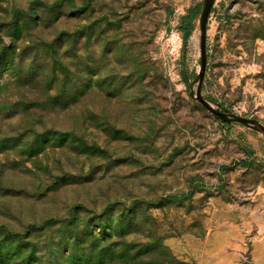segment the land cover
I'll return each instance as SVG.
<instances>
[{"label": "rangeland", "instance_id": "1", "mask_svg": "<svg viewBox=\"0 0 264 264\" xmlns=\"http://www.w3.org/2000/svg\"><path fill=\"white\" fill-rule=\"evenodd\" d=\"M202 1L0 0V264H195L215 227L260 216L264 136L182 76ZM213 7L203 92L264 123V0Z\"/></svg>", "mask_w": 264, "mask_h": 264}, {"label": "crops", "instance_id": "2", "mask_svg": "<svg viewBox=\"0 0 264 264\" xmlns=\"http://www.w3.org/2000/svg\"><path fill=\"white\" fill-rule=\"evenodd\" d=\"M252 219L227 221L209 232L205 240L195 246V264H241L240 251L245 238L253 242L254 263L259 264L264 249V209L254 210Z\"/></svg>", "mask_w": 264, "mask_h": 264}, {"label": "water", "instance_id": "3", "mask_svg": "<svg viewBox=\"0 0 264 264\" xmlns=\"http://www.w3.org/2000/svg\"><path fill=\"white\" fill-rule=\"evenodd\" d=\"M215 1L216 0H203L201 4L198 18L200 62L194 79H191L190 70L188 68L185 69L189 78V95L193 100L201 104L218 119L225 122L238 123L247 126L260 132L264 136V123L261 120L255 117H248L225 108L221 106L220 103L210 100L203 92V84L208 66V25ZM182 61H185L184 52L182 54Z\"/></svg>", "mask_w": 264, "mask_h": 264}, {"label": "trees", "instance_id": "4", "mask_svg": "<svg viewBox=\"0 0 264 264\" xmlns=\"http://www.w3.org/2000/svg\"><path fill=\"white\" fill-rule=\"evenodd\" d=\"M202 4V3H201ZM201 4L194 7V8H191L187 14H185L182 18H181V29L183 31V40H184V48L186 49V45H187V41H188V38L190 37V35L192 34L193 30L196 28V25L194 23L195 19L199 17V13H200V9H201ZM214 7L212 8V12L214 11ZM224 17L223 19H227L226 21H229L228 19L230 18V15H229V11L228 9L225 10L224 12ZM209 47H208V51H209ZM210 56L209 52H208V57ZM183 63V62H182ZM182 76H183V79L184 81L186 82V84L188 85L189 84V78L187 76V73L185 71V68L182 70ZM204 88V87H203ZM210 100H213L216 102V99L212 96V95H206ZM217 120H220L216 117ZM222 121V120H220ZM223 123H226L228 125H232V124H235V123H230V122H225V121H222ZM2 227H0L1 229Z\"/></svg>", "mask_w": 264, "mask_h": 264}]
</instances>
